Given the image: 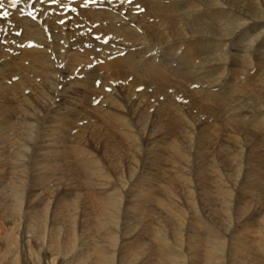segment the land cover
<instances>
[{
    "label": "rangeland",
    "instance_id": "1",
    "mask_svg": "<svg viewBox=\"0 0 264 264\" xmlns=\"http://www.w3.org/2000/svg\"><path fill=\"white\" fill-rule=\"evenodd\" d=\"M170 1L171 0H166V2L165 0H154L151 1V4H149L148 6L146 2L143 6L139 8L130 6V4H128V6L132 7L134 10H137L140 13L144 12V15L141 18L139 17L137 20H128L130 27L134 28L136 31H141L143 29H148V28L153 30V32L159 30L158 32L153 33V34H157L155 37H153V39H156V41H153L156 42V44L154 45L161 46L160 49H157L158 50L157 53H162L163 50L168 51L169 49H171V46L165 47V44H170L171 42H175V41H176L175 43L178 44L177 50L175 49L174 50L175 52L173 51V55H171L169 59L171 60V63L175 66L176 70L167 71V75L163 79H158L157 83H154L151 86H149L148 89L149 91L156 89L159 86V90L155 93L154 97L150 95H145L141 97L142 99L139 105H142L143 104L142 102H145V105L148 108L145 110V112L140 111L139 113H137V114H142V116H145L147 119V129H145V132L147 134L141 136V139H146V140H143L141 142L140 147L135 148L131 143L127 142V140L119 141V135L117 131L114 134V127H112L111 123L109 125L107 123L104 125L102 124V126L104 127H99L97 133L94 134L95 135L94 137L91 135L88 136L89 137L88 141L86 140L81 141L79 135L76 134V129H75L76 122H72L71 124H66L64 128L62 126L61 127L59 126V128H62V131L57 132L53 130L52 132H57L54 136L51 135L53 138L48 139L47 136L46 137L43 136V133L40 136L38 135L35 136L34 137L35 142L25 154L27 158L29 157L30 160H33V163L29 169L31 175H33L31 176V180H30L31 186L29 184L30 182L26 183L28 190L29 188L33 189L32 187L36 186L35 190L33 189L34 191L29 193L31 197L27 199L28 200L27 203L29 204V206L30 203H32V208L30 207H29L30 209L28 207L24 208L21 214L22 217L17 216L18 220L16 219L15 222L14 219V221L10 223L9 228L8 225H5L6 227L3 225V227L5 230L8 229L11 232H14V234L22 233V238L25 234V236H28L31 241L33 239V235L35 234L33 239L35 245L36 247L41 246L40 250L42 249L43 251L45 250L46 252L49 253L47 254L49 255L50 259L52 258L51 260L53 261L50 264H66V261H68L67 259L69 258L68 256L71 257V254L72 253L75 254V252H77V250L81 247L84 249L87 248L86 246H88L89 243L92 248L91 251H96L97 248L103 249L105 247L106 250H110V252H113L114 253L113 264H138V263L144 264L141 263V261L145 260L144 256L146 255V253L149 254L152 251L153 244L150 242V240L149 242L146 243L147 245H144L143 249L138 248L139 245L134 244L133 245L134 248L129 250L130 255L125 254V259L124 257H121L123 259L120 258L119 260V255L122 252H124V249L126 247L121 244H118L120 247L119 248L118 245L113 244L111 246V244L109 243H103L102 240L103 238L99 236L100 235L99 231H96L95 227L93 228H91V226L89 228L87 226L82 227V220L86 216L84 217V214L83 217L78 216V214H80L81 212L79 211L76 212L75 210L77 214V218L80 219V221L76 220L77 221L76 224L80 228H78V232H75L74 234L79 235L80 233L79 230H84L85 228H87L89 231H86L84 234H82L81 231V235H79L80 237L78 236V238H80L79 242H76L75 249L74 251H72V253L69 252V254H66L65 252L66 246H64L63 249H59L58 253L55 252L57 246L59 247V244L61 243V236H62L61 234L63 233L65 234L66 229L70 227L69 222L73 220V218L69 217L70 221L69 219L65 218L64 214L67 213V211H65L64 205L60 204L62 209H64V211L60 215V218L61 219L64 218V220L58 218V215H55L56 218L55 219L52 218L51 220V225L58 222L57 225H59V229L62 228L61 233L56 238L57 240H55V238L52 239L51 237L53 236L52 233L51 234L50 232L48 233L49 225H46L45 220L51 219L52 217L51 210L54 209L53 200L55 199V197H58V199L59 197L60 198L62 197V199L59 200H62L61 203L62 204L66 203L67 206L69 201H71V205H72L74 204L73 200L77 201L78 199L79 204L80 205L82 204L81 206L83 208L86 207L85 195L88 193V191H94L97 187V184L94 185L95 186L94 188L92 184H91L92 186L91 185L86 186V184H83L84 183L83 181H85L88 178L89 172H85L80 169L83 166L89 167L90 163H91L90 165L91 167L100 164V168H104L107 172L110 173L109 176L111 178V181L109 183L113 187L115 186L114 184L115 180L120 178V176L122 175L123 179L126 181L125 186H123L122 183L121 185L118 184V186H120V188L121 187L123 188L122 189L123 195L124 192L125 193L127 192L129 185L131 186V188L133 187V189L131 190L130 188L131 191H129L130 192L129 194L132 195L133 197V202H139L138 197L149 189V188H140L141 183H148L150 188H153L154 186L159 187L161 184L163 187H166L169 190L171 189L176 194L182 195L185 199V196L187 195L190 196L186 189V185L183 183L186 177L192 181L193 189L195 188L196 183L198 184V182H202L201 180L212 181L206 184H198V186L202 190V195L201 196L197 195V191L195 194L201 197L199 199L201 201L200 207L201 206L204 207V212L206 214L208 213L210 217L213 214L215 215L216 212H213L214 209L218 211L219 214L220 212L223 213L222 210L218 209L220 206L222 207V203L219 204L217 201H215V199L210 201H206V200L204 201V198H209V199L215 198L216 191H218L220 185L223 189L231 192L232 196L229 200V205L231 207L233 206V210L235 209L237 211L239 206H244L245 209L242 212L247 213L245 219L238 225L241 231L234 230L229 233L225 232L227 236L232 237L231 247H233L235 244L233 237H239L241 232L244 234V237L249 239L250 234L257 232L258 230L260 231L261 235L264 237V22H263L264 0H221V4L225 8L224 9L225 12H237V14L239 15L240 13L242 15L245 14L244 16L247 15L250 18V21L244 24V28L239 27L241 28L239 30L237 28L234 31L235 33L238 30L236 34L234 33L227 34L225 35V38L222 39L220 38V40L224 41L227 44L223 43L221 46L217 47V51H216L217 53L215 54H219L222 51L223 53H226V50L229 51V54L222 63L216 64L214 62L213 66L211 65L210 67L207 68H205V64H208L207 60H211V56L215 52L214 48L211 50L209 49L210 47H209L208 39L207 38L204 39V37H208L207 35L209 34L208 32H210L209 30L205 32L203 36V43L206 44L202 45L197 40L190 41L193 37H194L193 39H195V37L197 36L189 35V36H179L178 38H175L178 35V31L176 29L174 31L172 27L170 28L166 26L162 28L160 24L157 23L158 20H160L161 22L165 20V22L168 23L170 21V18L172 20L175 17L174 15L159 16V14L154 15L153 13V11H155V9H153L154 7H156L157 5L161 6L163 4L165 7H167L169 6ZM174 1L175 2L172 3L173 5L177 3H182V0H174ZM196 1L201 2L203 0H196ZM204 2L207 4L208 7H212L214 0H204ZM24 3L29 8L32 7L31 0H25ZM155 3H157V5H155ZM1 4L2 7L0 8V23L7 24L9 22H14L16 24L17 22L16 19L21 14L23 15L29 14L31 16V19H34V17L39 16L41 17V19H43V20H39V27H42L44 30L50 29L52 33H62L64 38L66 39L65 42L68 41L67 38H70L68 42H72L76 38V36H78L77 33L79 31V26L82 27L83 26L82 24H85L86 30H90L89 33H91L90 36L92 39V44L93 43L98 44L102 42L100 35L93 36L94 32L98 33L99 31L92 32L93 27H96L98 22V20H93L94 17L91 15L92 12L90 11L92 8L80 9L79 11L74 10L75 12H71L73 10H69L68 11L69 19L65 20V23L62 19L61 23L64 24L61 25L60 27V25H58L59 24L58 19H56L55 17H47V15H49V12L46 9H43L41 11L40 9L42 7H40L39 5H38V9H36V13H33L32 15L29 9L27 11L20 10V7L22 5L20 3H15L13 0H1ZM67 4H73V6H77L78 3L77 1L73 2L72 0H70L69 2H65V7H67ZM143 8H145V10L141 12V9ZM33 9L34 8H32V10ZM3 11L9 13L8 17L1 15ZM149 13H152L153 15ZM207 15L208 16L212 15L211 8L210 10L207 11ZM223 16L224 14L220 15L221 19L217 17L210 19L201 18L197 22L200 23L203 20V22L207 26V29H217L218 25H221L223 22L229 23V21H231L229 20L230 18L228 17H224L225 20H222ZM48 18H51V21H45L48 20ZM177 18L178 19L181 18V15H178ZM182 20L186 21L185 18H182ZM242 21L244 20L242 19ZM105 24L106 26H109L110 22H106ZM171 24L172 22L169 23V25ZM124 25L126 24L115 25V26H124ZM17 27H20V30L22 32L23 31L22 28L26 27V25L20 24L17 25ZM111 29H112L111 32L114 33L115 29L114 28ZM218 31L225 32L224 30L223 31L218 30ZM174 33H175V36L173 37L174 39L171 38L172 39L171 40L170 36H172ZM109 37L110 35L108 34L105 36V38H108V41L110 43L111 40H109ZM105 38H103V42H105L104 41L106 40ZM198 39L202 40L201 38ZM262 40L263 43L261 42ZM138 41H143V43H145L144 45L147 44L145 38L141 37L140 39H138ZM15 42L19 44L28 42V45H26V47H15V43H14V45L12 46L18 52L0 51V125H5L8 123L14 125L17 121L24 122L26 118L23 117V114L27 110H30L32 105L31 106L26 105V103L17 100L16 97H24L25 92L29 88L30 89L32 88V85L34 84L33 80L36 81V79L40 76V74H42L41 72H43L42 65H39L38 62L33 63L32 60L29 61L28 58L25 59L22 56V55H26L23 53V51L29 48L30 44L32 43L31 38L30 39L28 37L16 38ZM121 43L124 44V45H120L123 47H119V44H114L115 47L112 48L114 49L118 48L122 53L124 51L123 48L126 49L128 46H130L124 42ZM85 44H88V46L86 47L90 48L89 43H85ZM189 46H193L195 52L198 53L200 56L196 58L197 65L193 64L187 66V68L192 67L193 70L190 69L189 71H194V75L191 76L190 74H185L183 75V77H180L178 76L179 67H178L177 57L180 56L181 50L183 51L184 49L189 48ZM223 48L224 50H222ZM96 49L98 51L99 48ZM96 49L93 50L91 55L87 54V56L83 58V59L85 58L88 59L86 60V62H88V64L90 65L92 64V62H89V60L95 59L94 56L97 53ZM135 49L136 48H134V50ZM134 50L129 52H133V53L145 52V50L138 52ZM205 50L206 53H204ZM188 52L189 51H187V53ZM161 57L162 56H160V58ZM71 58H72L71 56H68L66 63H70ZM83 59L81 60V63L75 62V65L72 68H70V70L62 68L61 72L57 71L58 75L61 77V81H59L58 78L54 86L44 85V88L47 92L51 94L55 93L54 94L55 97L50 99V101L45 104L44 115H47L49 113L51 116L54 112L58 110V108L60 109V107H68L73 111L75 107L79 106V104L78 105L75 104V107H73L74 104L72 106L71 104L66 103L63 98L67 100L68 99L67 95L69 94L78 95L79 88L76 86L77 83L71 79L72 77L71 75L73 72H74V76L76 77H80L79 74L81 73H82L81 75H83V72L81 73L79 72V70L83 71L82 68L87 66L86 63L83 62L84 61ZM97 62L98 63L95 64H99V61ZM80 64L83 66H80ZM19 65L23 67V69H20L23 71L22 76L23 75L28 76L29 80H23V78L20 77L21 73L18 74V71H16ZM114 70L115 69L107 70V74L109 73V71H110L109 74L112 73L109 82L99 77V75H104L105 71H99V74L97 73L98 75L94 79L95 83L93 86L97 85L96 86L97 88L99 87L98 84H101L104 86V87L101 86L102 90H106V91L110 90L115 94L117 92H120L119 90L122 87L121 84L123 85L122 88H124L125 86V88L134 87L133 88L134 90L142 89L141 85L138 84L136 85V82H138L139 80H134L133 76H135V74H133V76L122 75L121 72L116 73V71ZM112 71H114L115 74ZM7 73H11V74H7ZM114 76H116L117 78ZM118 77L122 81V83L118 79ZM220 77L226 80L224 86L225 92L228 93L230 91L229 88L232 87L236 93H228V94L216 93L213 89L215 86L213 85L218 82ZM131 78L132 80H130ZM39 79H41V77H39ZM125 79H127L128 81ZM23 85H25V88L23 89L21 94L20 92H18V90L19 87ZM68 85L71 86L68 87ZM154 85L156 86V88ZM100 95L99 96L91 95L90 97L93 98L92 99L93 101L89 98L90 103L93 102L92 105H97L98 102L101 100L100 98L104 97V93ZM120 97L122 98L121 100H125L123 96H121V94ZM72 101L74 102L73 99ZM106 105L107 103H104L103 106L101 107H105ZM23 107H26V109L24 110ZM257 110H259L260 112H256ZM190 111H192L195 114V117L192 119L193 121L190 120L189 121L190 123H188L186 122L185 116L186 113ZM253 111H255L258 114L257 118H255V116L252 115ZM138 116L140 117V119L142 118V116L140 115ZM90 117L93 119V116ZM260 117L261 119L259 120ZM47 118L48 117L44 116L43 120L38 119L37 122L33 121L36 124L38 130L40 129L39 131L42 132V129L47 124ZM132 118L135 119L134 117ZM245 118L250 119V121L246 120ZM92 121H94V123L95 122L99 123L100 119L98 116H95ZM135 122L136 121H134V124L136 125ZM25 127H27V125H25ZM48 128L50 129L52 127H48ZM103 131H107L106 136L110 137L109 144L111 145L101 149L99 146L102 145L101 133H103ZM10 134L12 135V132ZM4 136L5 134L0 136V139L3 138ZM138 138H140V136ZM168 141L173 142L174 145L169 142L170 144H167L166 146L168 148L155 146V145L165 146V143H168ZM2 148L0 149V157L5 160V163L2 167L3 168L2 171H7L12 161H9L4 156V151H2ZM80 148L84 150H80ZM48 149H51V151H47ZM239 152L241 153L240 155H238ZM80 158H86V161L83 162L80 160ZM45 159H49L51 162L46 164L45 166L42 165L40 169V164ZM96 161L100 163H97ZM49 164L51 165V168L46 167L49 166ZM186 164H191V166L189 167L191 169L190 171H188L187 168L185 167ZM193 166L196 169V173H193ZM134 167L136 169L135 171L136 174L132 172V169ZM39 169L41 171V174H38ZM36 176H39L40 178L49 182L51 179H53V181L50 182L52 188L47 190L48 193L51 194L53 193L52 194L53 196H50L51 194L48 196V194H46L47 193L46 190L42 191V189H40L41 183L39 181L32 180ZM58 176L61 177L62 179L57 180V182L55 180L56 182L55 183L54 179H56V177ZM68 177L71 178L69 182L65 181V179ZM157 183H159V185H157ZM4 184H5V180H0V190L11 189L10 186L4 187ZM85 188L87 193L83 194L84 196L82 194H81L82 197L75 196L77 192L80 191L86 192ZM28 190L26 192H28ZM71 190H73L72 191L73 193L71 192ZM2 193L3 192H0V198L3 196ZM38 193H41V195H38L39 197L36 195ZM34 196L37 197L34 198ZM42 197H44L45 199ZM236 197H238L239 199L238 201L235 199ZM88 198H91V200L93 201L92 195L88 194ZM45 201H48V203H46ZM187 201L188 200H184V202ZM46 204L48 207L46 206ZM181 204H183L182 200H181ZM188 205L189 203H186L187 207ZM35 206L36 207L39 206L37 207L38 211L35 209ZM44 207H46L47 209H45ZM28 209L31 212V214L33 213L32 215L34 216V219H32L31 221L25 211ZM42 209L43 212L45 213L42 212ZM49 211L51 214L49 213ZM141 211L144 213L146 212L144 211V209ZM35 212L39 213V215L36 214ZM158 212L159 214H163V216L165 215V217L168 218V216H166L167 214L165 212V209H160L158 210ZM41 213L43 216L40 215ZM47 213L50 214V217H48L49 214ZM25 215L27 217H25ZM142 216H145V214L141 215V217ZM102 218H103L102 220H104V217ZM38 219L41 221L42 224L37 229H40V227L41 229L40 231L35 230L32 233L31 227L28 230V226L34 221L39 223L37 221ZM88 219H92L91 216H89ZM144 220L145 222H147V220H150V218L148 219L145 218ZM250 221L253 222H251V224L247 226L245 223L246 222L248 223ZM3 223L4 222L2 221V224ZM22 223L23 224L26 223L25 227H22ZM70 223L73 224V222ZM121 223L123 224V222ZM11 227L13 229H11ZM141 227L142 225L139 224V227L137 226V228L134 229L130 228V229L132 233L134 232L136 233L138 229H140ZM36 231L39 233H37ZM199 232L204 233L203 231H199ZM47 235L49 236L47 237ZM40 237L42 238V240L40 239ZM35 239L38 240L35 241ZM45 240L46 241L48 240L49 242L48 241L47 242L50 244H55L56 245L55 248L50 249L51 251L47 249L48 243ZM52 241H54V243ZM245 241H251V240H245ZM182 247L183 246L181 245L179 248L182 249ZM10 250L12 251V249ZM14 250L16 252L21 253V257L23 258L25 254L27 259H29L30 256L34 255L28 253L27 252L28 249L20 250L19 247L18 249L16 247V249ZM31 250L30 252L33 251L37 252L35 248ZM199 250L200 249L197 248V251ZM252 251L255 253L257 251L258 253V250L252 249ZM87 253L91 257L89 259L85 258L83 264H91L93 262L94 264H96L97 261L98 262L100 261L99 263L101 264V260L99 259L98 253H92V252H87ZM104 255H107V256H103L104 258L106 259L107 257L109 258L108 252L104 251ZM115 257H117L119 261ZM34 259L35 258H31L30 260L31 264L32 263L42 264L45 261V258L42 255H39V258L35 259V261ZM2 264H5L4 259ZM254 264H261V263L258 262Z\"/></svg>",
    "mask_w": 264,
    "mask_h": 264
},
{
    "label": "bare ground",
    "instance_id": "2",
    "mask_svg": "<svg viewBox=\"0 0 264 264\" xmlns=\"http://www.w3.org/2000/svg\"><path fill=\"white\" fill-rule=\"evenodd\" d=\"M82 1H87V0H82ZM151 1L154 0H104L103 6L96 7L95 9L90 10L92 12L91 15L94 17L93 20H98L99 22V25L97 22V26L93 27L92 32L99 31L100 33L102 32L105 35L106 34L110 35L109 40H111L112 44H119V47H123L120 45H124L121 42H124L131 46L126 50V53L124 55H120L121 53L120 49L111 48V52L109 53V55H103L102 58L97 59L98 56L96 54H99L97 52L94 56L95 59L89 60V62H92L91 65L88 64V62H86V60L88 59L86 58L83 59L84 57L87 56V54L91 55V53L94 50L93 46L91 48H88L86 47L85 43H83L85 37L86 36L89 37L91 34L89 33L90 30H86L85 24H82L83 25L82 27L79 26V31L77 33L78 36H76V38L72 42H68V41L65 42L66 39L64 38L62 33H52L50 29L44 30L42 27H39V20H43L41 19V17L36 16L34 17V19H31V16L29 14L27 15L21 14L20 16L17 17L16 25L25 24L26 27L22 28L23 31L19 36L10 35V38L12 39L22 38V37L25 38L28 37L29 39L31 38L32 43L30 44L29 48L23 51V53L26 55H22V56L25 59L28 58L29 61L32 60L33 63L38 62L39 65H42L43 72H41L42 74H40L39 76L41 77V79H39L38 77L36 81L33 80L34 84L32 85L31 89L29 88L25 92L26 96L24 95V97H16L17 100L26 103V105H30V106L32 105L31 109L27 110L23 114V117L26 118L24 122L17 121L14 125L9 123L5 125H0V136L5 134V136L0 139V149L3 147L2 151H4V156L9 161H12L7 171H2L3 169L2 167L5 163V160L0 157V180H5L4 187L10 186L11 188L10 190L9 189L0 190V192H3L2 193L3 199L2 197L0 198V264H2L3 259L5 260V264H31L30 262L31 258L38 259L39 255H42L45 258V261L42 264H50L53 262L51 260L52 258L51 259L49 258L48 252H46L45 250L43 251L42 249L40 250L41 246L36 247L35 242L33 240L35 234L34 235L32 234L33 239L31 241L28 236H25V234L22 238V233L14 234V232H11L8 229L7 231L3 227V225L4 226L8 225L9 228L10 223L14 221V219L16 222L17 216L18 217L21 216L24 208L26 207L32 208V203H30L29 206V204L27 203L28 201L27 199L31 197L29 193L34 191L36 186L32 187L34 190L31 188H29L28 190L26 183L30 182L29 184L31 186L30 180H31V176L33 175H31L29 169L33 163V160H30L29 157L27 158L25 154L35 142L34 141L35 136L37 135L40 136L43 133L44 137L47 136L48 139L53 138L51 135L54 136L58 131H62V128H59V126L60 127L62 126L64 128L66 124H71L72 122H76V126H75L76 134L79 135L81 141H85V140L88 141L89 140L88 136L92 135L94 137L95 136L94 134L97 133L99 127H104L102 126V124L104 125L107 123L109 125L111 123L112 127H114V134L117 131L119 135V141L127 140V142L131 143L135 148H138L140 147L141 142L143 140H146V139H141V136L147 134L145 132V129H147V119L145 116H142V114H137L140 111L145 112V110L148 108L145 105V102H142L143 104L139 105L142 99L141 97L145 95H150L154 97L155 93L159 90V86L158 88H156V86L154 85L156 89L150 91L148 90L149 86H151L154 83H157L158 79H163L167 75V71L176 70L175 66L171 63V60L169 59L171 55H173V51L175 49L177 50L178 47V44L175 43L176 41L174 40L175 42H171L170 44H165V47L171 46V49H169L168 51L163 50L162 53H157L158 51L157 49H160L161 46L154 45L156 44V42L153 41H156V39H153V37H155L157 34H153V33L158 32L159 30L153 32V30L148 28V29H143L141 31H136L134 28L130 27L128 20H137L139 17L141 18L144 15V12L140 13L139 11L134 10L132 7H129L128 4H130V6H133L135 4H140V6L138 5L135 6L136 8H139L143 6L146 2L148 6L149 4H151ZM31 2H32L31 6L35 7L36 9H38V5L42 7L40 9L41 11L43 9H46L49 12V15H47V17H55L56 19L59 20L64 16L67 17L69 16V12H68L69 10L66 12L64 11V9L66 8L65 2H69L68 0H55L53 1V5H51L48 2V0H44L42 3H40L38 0H31ZM78 2L79 0H77V3ZM173 2L175 1L171 0L169 2V6L167 7H165L164 4L160 6L157 5V3H155V5L157 6L153 8L155 9V11H153L154 15L159 14V16H163V15L175 16L172 20L170 18V21L168 20L169 21L168 23H166L165 20L162 22L158 20L157 23L160 24L162 28L166 26L170 28L172 27L174 31L176 29L178 31V35L175 38H178L179 36H189V35L197 36L195 37V39H193L194 38L193 37L190 41L197 40L202 45L206 44L203 43V36L205 32L209 30L210 32H208L209 33L207 35L208 37H204V39L206 38L208 39L209 47H210L209 49L211 50L214 48L215 52L211 56V60H207L208 64H205V68L210 67L211 65L213 66L214 62L216 64H220L225 60V58H227V55L229 54L228 50H226V53H223L222 51L219 54H215L217 53L216 52L217 47L225 43L224 41L220 40V38L221 39L225 38V35L227 34H233L237 28L238 30L244 28V24L250 21V18L247 15L244 16L245 14L242 15L240 13L239 15L237 14V12H225L224 11L225 8L221 4V0H214L212 7H208L207 4L204 2V0L201 2H198L196 0H182V3H177L175 5L172 4ZM210 8L212 11V15L208 16L207 11L210 10ZM222 14H224L222 20H225L224 17H228L230 18L229 20L231 21H229V23L223 22L221 25H218L217 29H207V26L205 25L203 20L200 23L197 22L201 18L210 19L217 17L221 19L220 15ZM178 15H181V18L178 19L177 18ZM182 18H185L186 21H183ZM242 19L244 21H242ZM112 20H123L124 23H126V25L113 26ZM45 21H51V18H48V20ZM106 22H110V25L106 26L105 24ZM170 22H172L171 25H169ZM58 25H60L61 27L60 23ZM111 28L115 29L114 33L111 32L112 30ZM218 30L221 31L224 30L225 32H219ZM236 32L234 34H236ZM174 36L175 33L172 36H170V39L171 38L174 39L173 38ZM141 37L146 39L147 42L146 45H144L145 43H143V41H138V39H140ZM198 38H201L202 40H199ZM91 41L92 39L89 38L86 40V43H91ZM107 42L109 41L107 40ZM261 42L263 43V40ZM153 47L154 50L150 55L151 49ZM134 48L136 49L134 50ZM133 50L137 52L145 50V52L142 53L129 52ZM222 50H224V48ZM187 51L189 52L187 53ZM180 53H181L180 56L177 57L178 67H179L178 76L183 77V75L185 74H190L191 76L194 75V71H189L190 69L193 70L192 67L187 68V66L193 64L197 65L196 58L200 55L195 52L193 46H189V48L184 49L183 51L181 50ZM204 53H206V50ZM68 56L72 57L70 63H66ZM160 56L162 57L160 58ZM82 59L84 60L83 62L86 63L87 66L89 65L88 67L86 66L87 68L83 67L82 68L83 71H80L78 69L80 73L83 72V75L81 76L82 74L81 73L79 74L81 77H76L74 76V72L71 75L72 76L71 79L77 83L76 86L79 88V93L78 95H71V94L67 95L68 96L67 100L63 98L66 103L71 104L72 106L74 104L73 107H75V104L76 105L79 104V106L75 107L76 109L74 108L73 111L68 107H60V109L58 108V110L54 112L51 116L49 113L47 115H44L45 104L48 103L50 99L55 97L54 95L55 93L51 94L47 92L44 88V85L54 86L58 78L59 81H61V77L58 75L57 71L61 72L62 68L70 70V68H72L75 65V62L81 63ZM55 61H56V65L54 63ZM97 61H99V64H95L98 63ZM80 66L83 65L80 64ZM20 69H23V67L19 65L16 71H18V74L21 73L20 77H22L23 80H29L28 76L25 75L22 76L23 71ZM110 69H115L114 71H116V73L121 72L122 75L133 76V74H135V76H133L134 80H139L138 82H136V85L137 84L141 85L142 89L134 90L133 89L134 87L133 88L127 87L128 85L126 86L127 88H125V86L124 88H122L123 85L121 84L122 87L120 88V90L118 89L120 92H117L115 94L110 90L109 91L102 90L101 86L103 85L101 84H98L99 87L97 88H96L97 86L96 84H95L96 86H93L95 83L94 79L99 74V71H105L104 75H99V77L109 82L112 73L109 74L110 73L109 71V73L107 74V70ZM7 74H11V73H7ZM130 80H132V78ZM225 83L226 80L220 77L218 82L216 83L217 85L216 84L213 85L215 86L213 88L214 91L220 94L236 93L232 87L229 88L230 91L226 93L224 87ZM69 86L71 85H68V87ZM24 88L25 85L20 86L18 92L21 93ZM103 93H104V97L100 98L101 100L98 102L97 105H92L93 102L90 103L89 98L91 100L93 99L90 97L91 95L99 96L100 94ZM120 94L121 96H123L125 100H121L122 98L120 97ZM72 99L74 100V102L72 101ZM104 103H107V105L105 107H101L103 106ZM23 109L25 110L26 107H23ZM256 112H260V111L257 110ZM256 112L253 111L252 114L255 116V118H257L258 115ZM138 115L142 116V118L140 119ZM44 116L48 117L47 124L43 128L44 130L42 129L41 132L39 131L40 129L38 130L36 124L33 121L37 122L38 119L43 120ZM90 116H93V119L95 116H98L100 122L94 123V121H92L93 119ZM132 117H134L135 119H133ZM194 117L195 114L192 111L187 112L185 116L186 122L190 123L189 121L192 120ZM245 119L250 121V119L248 118ZM260 119L261 117L259 118V120ZM134 121H136L135 122L136 125L134 124ZM25 125H27V127H25ZM48 127H52V128L49 129ZM53 130L57 132H52ZM11 132L12 135L10 134ZM106 133L107 131H103V133H101L102 145L99 146L101 149L111 145L109 144L110 137L106 136ZM139 136L140 138H138ZM169 142L174 145L173 142L168 141V143H165V146H157V145L155 146L168 148L166 146L167 144H170ZM15 145L17 148L15 147ZM12 147L15 148L13 149ZM80 150H84V149L80 148ZM47 151H51V149H48ZM240 154L241 153L239 152L238 155ZM80 160L84 162L86 161V158H80ZM50 162L51 161L49 159H45L40 164V169L42 165L45 166ZM96 162L100 163L98 161ZM90 165L91 163L89 164V167L83 166L80 169L85 172H89L88 178L85 181H83L84 182L83 184H86V186L92 184L93 188L95 187L94 185L97 184L96 189L94 191H88L87 193L85 188L86 192L80 191L75 194L76 197H82L81 194L83 195L87 193L85 195L86 203L84 202L86 204L85 208L81 206L82 204L81 205L79 204L78 199L77 201L73 200L74 204L72 205H71V201H69L68 202L69 208H68L66 203L62 204L61 203L62 200H59L62 199V197L61 198L59 197V199L58 197H55L54 200L51 198L54 202L53 205L54 209L52 210L50 209L52 213V217L51 219L45 220V223L46 225H49L48 233L50 232V234L51 233L53 234V236H51L52 239L55 238V240H57L56 238L57 236H59L62 230V228L59 229V225H57L58 222L51 225L52 218L55 219L56 218L55 215H58V218H60V215L64 211V209L65 211H67V213L64 214L65 218L66 219H69V217L73 218V220L71 221L69 219V221L73 222V224L69 222L70 227L66 229L65 234L64 233L61 234L62 235L61 243L59 244V247L57 246L55 251L56 253H58L59 249H63L64 246H66L65 249L68 251L67 252L65 250L66 254H69V252L72 253V251H74L75 249L76 242H79L80 238H78V236L81 235V231L82 234H84L86 231H89L87 228H85L84 230H79L80 231L79 235L74 234L75 232H78V228H80L76 224L77 222L76 220L80 221V219L77 218V214H76V212L79 211L82 214L80 213L78 214V216L83 217L84 214V217L85 216L87 217V218L86 217L83 218L82 227L84 226H87L88 228L90 226L91 228L95 227L96 231H99L100 234L99 236L103 238L102 239L103 243H109L111 244V246L113 244L114 245L121 244L126 247L125 248L126 250L122 248L124 249V252L121 251L122 253L119 255V260L121 257H124L125 259V254L130 255L129 250L134 248L133 246L134 244L139 245L138 248L143 249L144 245H147L146 243L149 242L150 240V242L153 244V248L149 254L146 253V255L144 256L145 260L141 261V263L144 264H243V263L254 264L258 262L264 264V237L261 235L260 231L257 230V232L250 234L249 239L244 237V234L242 232L241 234L239 233L240 234L239 237H233L235 244L233 247H231L232 237L227 236L225 232L229 233L234 230L241 231L238 225L245 219L247 213L242 212L245 209L244 206H239L237 211L235 209L233 210V206L231 207L229 205V200L232 194L230 191L223 189L221 185L219 186L218 191H216L215 198L213 199L204 198V201L205 200L210 201L215 199V201H217L219 204L222 203V207L220 206L218 209L222 210L223 213L220 212L219 214L218 211L214 209L213 212H216L215 214L216 216L213 214L210 217L208 213L206 214L204 212V207L202 206H201L202 208L200 207L201 201L199 199L201 197L197 195L200 196L202 195V190L198 186V184H206L212 181L201 180L202 182H198V184L196 183L195 188L193 189L192 181L186 177L183 183L186 185V189L190 196L188 195L185 196V199L182 195L176 194L174 191H172L171 189L169 190L166 187H163L161 184L159 187L154 186L153 188H150L148 183H141L140 188H149V189L138 197L139 202H133V197L132 195L129 194L130 193L129 191H131L133 187L131 188V186L129 185L130 187L128 186L127 192L126 193L124 192L123 195V190H122L123 188L122 187L120 188V186H118V184L121 185V183L123 186H125L126 181L123 179L122 175L121 176L119 175L120 178L115 180L114 183L115 186L113 187L109 183L111 181L109 172H107L104 168H100V164H97L92 167ZM190 166L191 164L185 165L188 171L191 170L189 168ZM46 167L51 168V165L49 164V166ZM40 169L38 171V174H41ZM135 171L136 169L134 167L132 169V172L136 174ZM193 173H196V169L194 166H193ZM61 179L62 178L58 176L56 177V179H54V182L55 180L57 182V180H61ZM70 179L71 178L68 177L65 179V181L69 182ZM32 180H36L41 183L40 189H42V191L46 190L47 192V190L52 188L50 182L53 181V179H51L49 182V181H45L39 176H36ZM157 185H159V183H157ZM27 190L28 192H26ZM72 191L73 190H71V192ZM196 191H197V195H195ZM41 193H38L36 195L37 196L41 195ZM46 194H48L49 196L51 193L47 192ZM52 194L50 196H53ZM88 194L92 195L93 201L91 200V198H88ZM37 196H34V198H36ZM235 199L237 201L239 200L238 197H236ZM181 200L183 201V204H181ZM184 200H188V201L184 202ZM45 202L48 203V201ZM186 203H189L188 207L186 206ZM60 204L64 205V209H62ZM37 207L35 206V209L38 211ZM44 208L47 209L46 207ZM29 209L25 211L31 221L32 219H34V216L32 215L33 213L31 214ZM143 209L144 211H146L145 213L141 211ZM157 209L158 210L165 209V212L167 214L166 216H168V218L165 217V215L163 216V214H159ZM36 214L39 215V213ZM50 214L48 217H50ZM143 214H145V216H142L144 219L150 218V220H147V222H145V220L141 217V215ZM40 215L43 216L42 213ZM27 216L25 215V217ZM89 216H91L92 219H88ZM100 216L104 217V220H102L103 218ZM62 219L64 220V218ZM2 221L6 224L4 223L2 224ZM37 221L39 223H37L36 221H34L33 223L30 222L31 224H29L28 226V230L31 227L32 233L35 230L40 231L41 229V227L40 229H37L42 224L39 219ZM121 222H123V224ZM251 222L253 221H250L248 223L246 222L245 224L249 226ZM25 224L22 223V227H25ZM139 224H141L142 227L138 229V231L136 229L137 231L136 233L135 232L132 233L131 229L137 228V226L139 227ZM11 229L13 228L11 227ZM199 231H203L205 234ZM48 236L49 235H47V237ZM40 239L42 240L41 237ZM36 240L38 239H35V241ZM245 240H251V241H245ZM52 242L54 243V241ZM181 245L183 246L182 249L179 248ZM55 246H56L55 244L48 243L47 249L49 250L54 249ZM16 247L17 249L19 247L20 250L28 249L27 252L34 255L30 256V258L27 259L25 254L23 258L21 257V253L16 252L14 250L16 249ZM86 247L87 248L85 249L81 247L77 250V252H75V254L72 253L71 257L68 256L69 258L67 259L68 261H66V264H80V263L83 264L85 258L89 259L91 257L87 252L98 253L99 259L101 260V264H113L114 253L110 252V250H106L104 247L103 249L97 248L96 251H91L92 248L90 246V243ZM33 248H35L37 252L36 251L30 252V250ZM197 248L200 250L197 251ZM10 249H12V251ZM252 249L258 250V253L257 251L256 253L253 252ZM104 251L109 253V258L107 257L106 259L103 257V256H107L104 255ZM99 262L97 261L96 264H100ZM91 264H94V262Z\"/></svg>",
    "mask_w": 264,
    "mask_h": 264
},
{
    "label": "snow or ice",
    "instance_id": "3",
    "mask_svg": "<svg viewBox=\"0 0 264 264\" xmlns=\"http://www.w3.org/2000/svg\"><path fill=\"white\" fill-rule=\"evenodd\" d=\"M0 7H2V5H0ZM7 13H5V15H6Z\"/></svg>",
    "mask_w": 264,
    "mask_h": 264
}]
</instances>
